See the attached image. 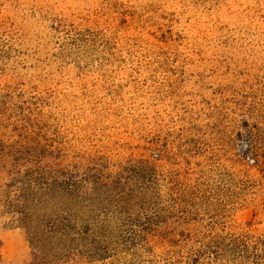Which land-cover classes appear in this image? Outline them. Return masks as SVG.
<instances>
[{
    "label": "rangeland",
    "instance_id": "rangeland-1",
    "mask_svg": "<svg viewBox=\"0 0 264 264\" xmlns=\"http://www.w3.org/2000/svg\"><path fill=\"white\" fill-rule=\"evenodd\" d=\"M0 264H264V0H0Z\"/></svg>",
    "mask_w": 264,
    "mask_h": 264
},
{
    "label": "trees",
    "instance_id": "trees-1",
    "mask_svg": "<svg viewBox=\"0 0 264 264\" xmlns=\"http://www.w3.org/2000/svg\"><path fill=\"white\" fill-rule=\"evenodd\" d=\"M66 221V220H65ZM65 221H63V225L64 227H61L57 224H55L54 220L53 221H46L45 223H42V228L40 227H32V239L34 240V242H36L37 247L40 248L42 246V243L40 242L39 238L37 237V232L38 230L40 229L41 232H38V233H47V234H50V233H54V232H59V234H63L65 231H66V226L68 227L67 224H65Z\"/></svg>",
    "mask_w": 264,
    "mask_h": 264
}]
</instances>
